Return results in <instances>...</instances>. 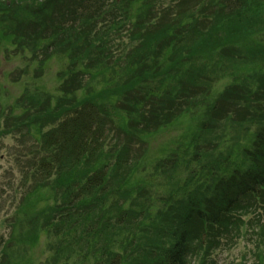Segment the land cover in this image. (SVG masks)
<instances>
[{
  "label": "trees",
  "instance_id": "obj_1",
  "mask_svg": "<svg viewBox=\"0 0 264 264\" xmlns=\"http://www.w3.org/2000/svg\"><path fill=\"white\" fill-rule=\"evenodd\" d=\"M3 50L36 65L11 73L27 80L9 114L0 103V137L34 140L12 156L26 250L45 233L54 263L215 264L249 237L264 264V0H0ZM176 125L186 142L157 162L166 185L146 205L140 147ZM229 131L217 159L196 151ZM41 189L54 200L35 210Z\"/></svg>",
  "mask_w": 264,
  "mask_h": 264
},
{
  "label": "rangeland",
  "instance_id": "obj_2",
  "mask_svg": "<svg viewBox=\"0 0 264 264\" xmlns=\"http://www.w3.org/2000/svg\"><path fill=\"white\" fill-rule=\"evenodd\" d=\"M126 38V37H125ZM121 42L127 44V40L122 37ZM118 43H116V48ZM0 61L2 65L0 67V83L5 88L2 94L0 103L4 108V116L9 114L10 111L7 108L13 104L16 98L19 97L22 90L25 88V82L27 78L19 77V74L12 76L11 73L15 69H26L31 64L35 65L31 61V56L14 57L13 53L2 51L0 54ZM46 69L42 83H45L48 87L56 86L60 71L64 68V61L56 60L50 63ZM31 66V71L34 67ZM36 66V65H35ZM19 79V83L13 84L12 81ZM227 84L221 82L218 89L226 88ZM230 118L240 117L235 111L230 110ZM185 131L180 129L178 125L172 126L169 129L164 130L157 134L155 138L154 134L148 139V144H144L140 148L145 152L142 156L141 164L137 165L140 168V178L143 179L142 188L143 202L149 204V199L155 196V186L158 185L160 189L165 187L166 182L160 178L158 171L155 172L154 168L157 167V162L167 156L176 155L178 153L179 146L186 142L185 138L180 139L184 135ZM240 136V132L229 131L226 133L225 140L221 141L215 134L211 136L212 142L209 147L196 150L198 153L215 154L217 159L220 153H226L229 149L234 148L237 143V139ZM235 139H234V138ZM20 136H3L0 137V263L5 259L7 250L9 254V264H76L79 263L80 258H71L69 261L60 260L57 263L52 262L51 253L47 250V235L45 233L40 234V242L36 249H27L26 243L22 242L21 232L15 231L12 233L10 223L13 222L15 213L18 211V207L22 203V196L19 195L18 187L21 184V180H24L20 176V169L15 167L13 161V154H22L21 151L30 147L34 140H23ZM211 150H214L213 152ZM189 157H187V160ZM26 168V162L24 163ZM12 182L14 190L10 187L9 183ZM33 181L29 180V184ZM126 187L127 184L125 185ZM38 202L35 205V210H38L44 206L49 207L53 202L54 197L46 190H40L38 193ZM141 198L139 199V205ZM144 228L153 227L152 223H146ZM16 243L13 244L12 241ZM150 242L149 244H151ZM146 243L143 242L139 247L133 248V256H144L150 247L146 249ZM254 245L249 237L241 238L237 240L233 245L229 247H223L219 252L213 256L215 264H252V249ZM25 248L24 254H21L18 249ZM1 251L4 255L1 258ZM84 253L85 251H80ZM21 257V258H20Z\"/></svg>",
  "mask_w": 264,
  "mask_h": 264
}]
</instances>
